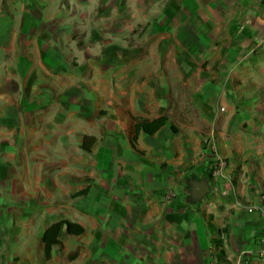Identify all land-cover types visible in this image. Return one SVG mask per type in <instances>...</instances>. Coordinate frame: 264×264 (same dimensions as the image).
I'll use <instances>...</instances> for the list:
<instances>
[{
    "label": "crops",
    "instance_id": "obj_1",
    "mask_svg": "<svg viewBox=\"0 0 264 264\" xmlns=\"http://www.w3.org/2000/svg\"><path fill=\"white\" fill-rule=\"evenodd\" d=\"M2 1L0 264H264V215L248 210L264 196V0H128L122 11L109 0L95 11L69 0L52 13ZM140 25L158 38H111ZM161 48L181 70L141 71ZM112 103L151 119L170 114L184 130L141 132L143 153L129 142L121 168L84 171L66 192L87 194L62 200L61 179L73 172L65 128H87L97 137L88 153L101 157L98 121L85 111ZM208 136L229 159L218 179L203 147ZM204 179L211 190L196 201L193 184ZM62 219L85 230L70 236L63 228L62 250L47 258L43 234Z\"/></svg>",
    "mask_w": 264,
    "mask_h": 264
},
{
    "label": "rangeland",
    "instance_id": "obj_2",
    "mask_svg": "<svg viewBox=\"0 0 264 264\" xmlns=\"http://www.w3.org/2000/svg\"><path fill=\"white\" fill-rule=\"evenodd\" d=\"M111 3V7L115 9H119L120 11L124 10L126 8V4L128 3V0H109ZM2 0H0V8L2 4ZM21 2V0L19 1ZM28 4L25 5L26 8L30 7L31 9H37L38 7H42V5H45L48 7V11L52 13L51 11L56 9H61V4L63 6H66L67 3L71 4L69 0H25ZM82 4L85 6L83 9H88L89 11H95L102 8L103 3L105 0H81ZM132 0L130 1V3ZM135 3V1H133ZM132 4V3H131ZM130 4V5H131ZM22 7V6H21ZM18 8V7H17ZM35 13H37V10H35ZM39 14V13H38ZM103 34V33H101ZM111 34V33H109ZM158 33L155 31H150L146 28H143V26H138L133 29V31L130 32H116L113 33L111 38L116 41L117 43H130V45H135L138 41H143L145 39H155L158 38ZM86 35L85 33H78L75 35L76 39H80L82 36ZM107 36V35H106ZM165 38H170L169 34L164 35ZM87 38H90L91 41L95 39H101L102 36L96 34V33H87ZM83 38V37H82ZM86 38V46L82 47L83 50L89 49L90 42ZM83 43V42H81ZM87 48V49H86ZM125 49V48H124ZM129 49V48H128ZM123 51V48L121 46L120 48H114V51ZM162 56L160 60L155 63H145V65H142L144 68H142L141 71H162L165 73H173L174 71L181 70L182 65H174L172 64L169 59L164 57V55L167 53V51H170L169 48H161ZM88 51V50H87ZM147 62V61H146ZM127 63V62H126ZM125 62H115L113 64V70H124L123 66L126 64ZM184 69V67H183ZM169 78V76H168ZM140 81V79H139ZM114 105L116 103L103 105L99 107V109L93 113V111H85L87 114H90L93 116V118L97 119V123L99 124L98 130L100 131V137L98 138L100 141H98L97 149L98 147V154L101 157L96 155H89L88 152L80 149V145L78 143L79 135H84L85 130H88L87 128H65L64 137H62L63 142L65 143L63 151L66 154V152H69V163H70V169H73V172H68L69 174V180L64 181V178L61 179V183L65 186L61 188V199L66 201H71L75 199L73 198V194L75 192L68 191L67 188L73 187L74 184L83 183L81 179H83V176H81V173H84V171L89 170L91 168H100V169H116L121 168L122 163L121 160H117L118 157H120V154H127L130 151V148L128 147L129 139L127 137V124L121 120L118 113L116 112V109H114ZM119 105V104H118ZM176 114V113H175ZM177 116L180 119H186V113L182 110L177 111ZM106 122L108 123L106 126ZM183 132L184 128L181 126H178ZM106 135L110 136V138L106 139ZM61 140V141H62ZM62 142V143H63ZM118 153V156H113L112 153ZM96 162V163H94ZM62 168V167H61ZM62 170V169H61ZM69 183V185H66ZM64 192V193H63ZM3 216V218H2ZM4 216H7V212L5 209H3L2 215L0 216V219H3V224H5ZM2 225V224H1ZM68 234V232L66 233ZM70 236H73L69 234ZM58 246H61V250L63 248V242L61 241V244ZM74 255H70V259H73Z\"/></svg>",
    "mask_w": 264,
    "mask_h": 264
},
{
    "label": "trees",
    "instance_id": "obj_3",
    "mask_svg": "<svg viewBox=\"0 0 264 264\" xmlns=\"http://www.w3.org/2000/svg\"><path fill=\"white\" fill-rule=\"evenodd\" d=\"M114 109H116V112L118 113L121 120L127 124V137L129 139L132 148L137 152L143 153V150L139 148V143H138V138L141 132H145L149 135H153L159 129H161L163 126L167 124H170L171 130L175 134L181 132L179 127L171 123L170 114L166 113L164 115L151 119L147 117L136 116L130 110L118 104L114 105ZM96 140H97L96 136L85 134L83 136V142L81 144V148L87 152H91L92 146L96 142ZM87 192H88L87 188L82 189L74 193L72 196L73 198L77 196H82L87 194ZM211 227L213 228L214 226L211 225ZM63 228H66V231L71 235H79L83 233L85 230L81 224L70 221L68 219H62L49 225V227L46 229V231L43 234V241L45 243L47 258H50L52 249L55 246L61 244L60 236L62 234ZM217 232L220 235L228 234V228L227 227L217 228ZM224 255H225L224 251L223 250L220 251L219 257L222 258V260H224Z\"/></svg>",
    "mask_w": 264,
    "mask_h": 264
},
{
    "label": "built area",
    "instance_id": "obj_4",
    "mask_svg": "<svg viewBox=\"0 0 264 264\" xmlns=\"http://www.w3.org/2000/svg\"><path fill=\"white\" fill-rule=\"evenodd\" d=\"M203 147L210 155L211 161H210V168L212 170V177L220 178L223 174L226 168L229 165V159L227 157L221 156L217 154L215 150V143L212 136H208L203 140ZM250 212L257 211L264 215V196L261 198V202L258 204L252 205L248 208ZM260 240L264 246V236L260 237ZM264 253V247L262 249ZM211 264H225L221 262L218 258H215Z\"/></svg>",
    "mask_w": 264,
    "mask_h": 264
},
{
    "label": "water",
    "instance_id": "obj_5",
    "mask_svg": "<svg viewBox=\"0 0 264 264\" xmlns=\"http://www.w3.org/2000/svg\"><path fill=\"white\" fill-rule=\"evenodd\" d=\"M211 190L209 179L196 181L193 184L194 200L198 201L206 197Z\"/></svg>",
    "mask_w": 264,
    "mask_h": 264
}]
</instances>
